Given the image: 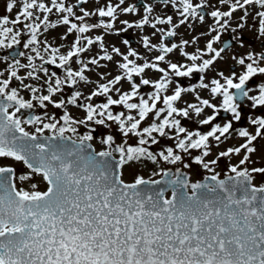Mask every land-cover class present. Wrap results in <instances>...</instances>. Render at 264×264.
I'll return each instance as SVG.
<instances>
[{"label":"snow or ice","instance_id":"1","mask_svg":"<svg viewBox=\"0 0 264 264\" xmlns=\"http://www.w3.org/2000/svg\"><path fill=\"white\" fill-rule=\"evenodd\" d=\"M89 2L0 0V50H27L12 52L11 60L0 55V264H264V183H256L264 166H251L264 141V80L250 86L264 77V0H150L142 14L127 0H94L87 9ZM130 14L139 18L121 19ZM195 24L206 31L172 42L182 26L195 31ZM145 26L151 34L139 42L154 58L128 39L126 51L106 39ZM245 32L261 51L233 55L241 70L226 75L216 65L233 44L246 47ZM225 33L230 41L217 48ZM202 37L203 48L186 51ZM177 53L189 63L173 62L169 56ZM194 73L198 84L175 80ZM142 86L153 91L141 94ZM99 97L104 101L94 102ZM50 106L62 110L59 118ZM36 107L42 115L23 118L22 110ZM221 113L228 114L222 124ZM182 120L209 130H190ZM160 138L174 146L151 150ZM96 139L104 150L93 147ZM234 139L239 143L221 150ZM161 162L209 175L190 182ZM148 163L157 165L153 176L168 179L124 180L126 168ZM161 183L172 189L171 199L154 189Z\"/></svg>","mask_w":264,"mask_h":264},{"label":"rangeland","instance_id":"2","mask_svg":"<svg viewBox=\"0 0 264 264\" xmlns=\"http://www.w3.org/2000/svg\"><path fill=\"white\" fill-rule=\"evenodd\" d=\"M142 1H145L144 3H147V2H150V0H142ZM103 3V0H101V4ZM127 3L129 4H133L134 3V0H127ZM87 9H93L94 8V0H90V2L86 5H84ZM138 10H139V13L142 14L143 13V9L142 8H139L137 7ZM162 10L158 7L157 8V12H161ZM4 14V10H3V7L0 6V15H3ZM170 14V13H169ZM15 13L12 14V16L14 17ZM139 17L138 16H133V15H128V16H121V19H129L130 21L131 20H135V19H138ZM90 22H98L97 21V18L95 17H92L90 18ZM211 21L209 20V23ZM117 27H120V25L117 23ZM167 27V26H165ZM201 31H206V25L205 26H201L199 24H195V31H191L189 29H186L185 27H181L178 32H179V37H182L183 39H191L192 36H195V35H198ZM100 30H96L94 31L93 35L95 34H99ZM225 35L226 33L222 36V40L225 39ZM120 34L119 35H109L106 37L107 41L109 44H115L116 46L119 47L120 45ZM244 40H245V45L246 47L245 48H239L238 45L236 44H233L232 47H230L229 49H226V51L224 53H222L224 59L223 60H220L217 65H216V68L218 70H222L225 72V74H229V69H232V70H235L237 72H239L241 69L239 66L235 65L234 64V61L231 60V57L233 55H238L240 53H246L248 50L250 49H255L256 51H261V48H260V42L259 41H256L254 36L249 33V32H245L244 33ZM49 39L51 40V37H49ZM207 40V37H202L199 44L198 45H195V46H187L186 47V51L188 52H194L195 51V48L196 47H200V48H203L204 47V44ZM217 48L220 47V43H218L217 45H215ZM21 49L22 51H25L27 52V50L23 49L22 48V45H21ZM63 51V49H62ZM178 56V53L177 54H172L170 56V58H174ZM207 58V57H206ZM21 62L22 63H26L27 61L21 57ZM181 62H184V63H189L188 61H186L185 59H182ZM4 67L3 64H0V70H2ZM21 72H24L23 70ZM57 74H60L61 76L63 75L62 73V70H58L57 71ZM115 74V73H113ZM208 75H213L212 73H209ZM190 77H187V79H189ZM93 79H95V76H93ZM138 80V79H137ZM189 80H192V78H190ZM261 80H264V77H258V78H254V81L251 82L250 86H252L253 84L255 83H258L260 82ZM124 86H127L126 84ZM67 90V89H66ZM115 98V97H114ZM114 111H124V109L122 110L120 106H114ZM223 122V121H222ZM82 128V127H81ZM189 128V127H188ZM97 137L100 136L101 134V129L98 128L97 132ZM234 141V140H233ZM121 142L120 141V137H117V143ZM93 146L94 148L96 149V151H99V150H103L105 148L104 145H102L100 142H99V139H96L94 140L93 142ZM129 143H135V138H133L132 140L129 141ZM228 144L226 145H222L221 146V150L223 148H225ZM257 148H258V152L256 154L253 155V160H258V163L255 164V165H251V166H264V141H259L258 144H257ZM156 151V150H155ZM197 153L193 152V155H195ZM188 158L187 156H185V159ZM238 161V158H234L233 159V163L237 162ZM227 164H228V161L227 159H222V168L221 169H217V171H219L222 174H224V172L227 171ZM166 164H162L160 163L159 167L162 166L164 167ZM155 166L156 165H153L151 163H148L146 165H138V166H134L132 168H126L124 170V180L126 182H129L131 180H133V177L135 175H141L143 176L145 179H149V178H155L157 177L158 175H155L153 176L152 173L154 172V169H155ZM15 167L20 170L22 169V166L17 164L15 165ZM157 168V166H156ZM220 168V167H219ZM224 172H223V171ZM196 172H191L192 176H197V174L199 173L200 175H202L204 173V171H200V170H195ZM190 173V172H189ZM257 184L259 183H264V179H261L260 177L257 178V181H256ZM26 188H28L29 186L27 185V183H25L24 185ZM44 186L42 184L41 186V189H43Z\"/></svg>","mask_w":264,"mask_h":264},{"label":"flooded vegetation","instance_id":"3","mask_svg":"<svg viewBox=\"0 0 264 264\" xmlns=\"http://www.w3.org/2000/svg\"><path fill=\"white\" fill-rule=\"evenodd\" d=\"M144 2L145 1H142V0H134V3L133 4H136L137 7L143 9L142 5L144 4ZM104 19H107V18H104ZM61 31H63V29H61ZM151 31H152V29L149 26H145V29H144L143 33L140 30H137V29H130L127 33H121L120 34V37H119L120 38V42H121L120 45H119V47L121 48L122 51H126V46H124L122 44V40L128 39L130 41L131 47L135 48L141 54L147 55L149 58H154L155 53H151V54L146 53V51L142 47V44L139 42L140 41V37H141L142 34H149L150 35L151 34ZM181 38L182 37H179L178 36L176 38H171V39H172V42H179V40ZM225 39H231V34L230 33H226ZM155 42H157V38H153V43H155ZM68 43H70V41ZM15 47L17 48L18 53L22 51L21 46H15ZM15 47H14V49H15ZM14 49L13 50H0V55H9L10 56V60H11L12 59L11 53L14 51ZM171 55L172 54H170V56ZM170 56H169V58H170ZM15 58L21 59V57H19V56L15 57ZM170 59H172L173 62H175L177 59L182 60L183 58L179 57V55H178V56H176L174 58H170ZM161 66H164L163 63L161 64ZM46 67H49L51 71H56V72L58 71V69H56L55 65H46ZM20 74L21 75H24L25 73L24 72H21ZM58 75H60V74H58ZM148 75H149V77H151L153 79L158 78L155 73H151L150 72ZM199 75L200 74H198V73H194L193 76L190 77V78H192V80H189L190 78L187 79V77L175 78V80H176V82L180 83L182 87H189V86H192V85H195V84H198L199 83ZM27 82L32 83V81H27ZM137 82H138V80H137ZM17 84H18V82H14L13 83V86H16ZM80 90L81 91H84L85 92V95L88 94V91L85 88L81 87ZM123 90L124 91H128L130 89L128 88V86H124ZM151 91H153V89L151 88V86H142V88H141V94H146V93L151 92ZM66 93L70 94V92H68V90H66ZM22 95H24L26 99L27 98H30V94L28 92H26V91L22 92ZM204 95L206 97L207 96V93H205ZM103 101H104V98L103 97L94 98V102L99 103V102H103ZM135 102H138V100L135 101ZM216 102H218V101H216ZM159 106L162 107L163 105L160 104ZM180 106H183V105L181 104ZM69 109L73 113V115H76V116H82L83 115V112L81 110H79V109L73 108L72 106H69ZM121 109L123 110L122 107H121ZM43 112H44L43 109H40L39 107H36L35 109H31V110H22V116H23V118H29L32 115H42ZM48 112L50 114L51 113H55L56 116H57V118H59V116L62 114V110L54 109L51 106L49 107ZM208 114H211L210 113V110H208ZM226 118H228V114L221 113V115L217 118V121L216 122L222 124V123L225 122V119ZM151 119L152 118L149 117V120L143 126H147V123H150L151 122ZM241 123H243V121ZM182 125L185 126V127H189L190 130H195L197 128H199V130H201L202 132H206V131L209 130L208 126H199V125H197L195 123V120H193V121H184V120H182ZM237 126H239V125H237ZM26 127H27V130L28 131L34 132V127H32V126H26ZM85 131H86V129H84L83 127L80 128V132L82 134ZM45 135H49V133H45ZM94 135L97 136L96 132L94 133ZM238 143H239V141H237V140L234 139V141L230 142L227 146H231L232 144H238ZM167 146H174V142L171 141V140H167L165 138H160V144L159 145H153L151 147V150H153V151H155V150L156 151H159L160 149H162L164 147H167ZM99 151H101V150H99ZM188 160H189V158H186L185 159L186 162ZM161 163L162 164H166L164 162H161ZM156 166H155L154 171H158V168H156ZM222 166L223 165H222V160H221V162L219 163L217 169H221ZM160 168L170 169L172 171V173H174V174L176 172V169L177 168H180L182 172H184V173H186L188 175V177L190 178V182L201 181V180L204 179L205 176L209 175V173H207L203 169H199V168H195V167L194 168H191V169H184L182 167V164H177V165H169V164H166L164 167L160 166ZM195 170L204 171V173L202 175H200L198 173L197 176H194L193 177L192 174H191V172H196ZM159 177H160V175H158L155 178L153 177V178H149V179H157ZM223 177H224V174L221 175V178H223ZM129 182H132V180L129 181ZM41 186H42V184H41ZM41 190H44V188L41 189Z\"/></svg>","mask_w":264,"mask_h":264},{"label":"water","instance_id":"4","mask_svg":"<svg viewBox=\"0 0 264 264\" xmlns=\"http://www.w3.org/2000/svg\"><path fill=\"white\" fill-rule=\"evenodd\" d=\"M227 42V41H226ZM223 43L224 42H222V46H223ZM13 52H15V53H17L18 54V50H17V48L15 47V49H14V51ZM10 53V52H9ZM18 56V55H17ZM16 56V57H17ZM166 179H168V178H166V177H159L158 179H156V180H166ZM204 181V179L201 181V182H203ZM154 187V189H156V190H159V189H163L164 190V196H165V198H167V199H171V197H172V189L168 186V185H166V184H164V183H161L160 185H156V186H153Z\"/></svg>","mask_w":264,"mask_h":264}]
</instances>
